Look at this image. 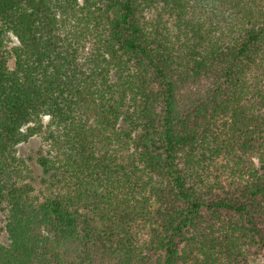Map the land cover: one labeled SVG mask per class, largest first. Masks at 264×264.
Listing matches in <instances>:
<instances>
[{
    "label": "trees",
    "instance_id": "obj_1",
    "mask_svg": "<svg viewBox=\"0 0 264 264\" xmlns=\"http://www.w3.org/2000/svg\"><path fill=\"white\" fill-rule=\"evenodd\" d=\"M0 213V264H264V0H0Z\"/></svg>",
    "mask_w": 264,
    "mask_h": 264
},
{
    "label": "rangeland",
    "instance_id": "obj_2",
    "mask_svg": "<svg viewBox=\"0 0 264 264\" xmlns=\"http://www.w3.org/2000/svg\"><path fill=\"white\" fill-rule=\"evenodd\" d=\"M12 43H10L11 45ZM47 120V119H46ZM43 146L40 137L35 136L31 138L27 143H23L18 146V154L24 158L31 170V183L34 186L37 193L45 190L44 178L42 168L37 163L38 151ZM3 221V215L0 213V222Z\"/></svg>",
    "mask_w": 264,
    "mask_h": 264
}]
</instances>
